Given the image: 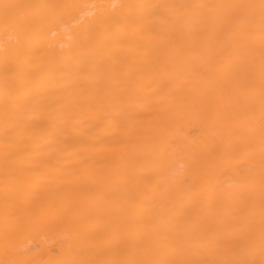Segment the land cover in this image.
<instances>
[{"label":"bare ground","instance_id":"1","mask_svg":"<svg viewBox=\"0 0 264 264\" xmlns=\"http://www.w3.org/2000/svg\"><path fill=\"white\" fill-rule=\"evenodd\" d=\"M0 264H264V0H0Z\"/></svg>","mask_w":264,"mask_h":264}]
</instances>
